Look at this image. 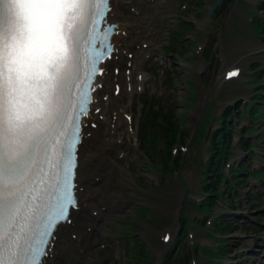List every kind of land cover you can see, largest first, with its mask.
Returning <instances> with one entry per match:
<instances>
[{
    "label": "rangeland",
    "instance_id": "374dc122",
    "mask_svg": "<svg viewBox=\"0 0 264 264\" xmlns=\"http://www.w3.org/2000/svg\"><path fill=\"white\" fill-rule=\"evenodd\" d=\"M214 1L151 0L155 17L145 22V28L153 35L143 38L130 53L135 54V63L124 71L129 83L123 91L122 110L117 104L109 109V122L98 126L93 147L105 149L109 140L116 143L110 152L116 164L109 174L111 184L103 183L109 193L108 203L115 208L110 207V215L98 221V236L103 240L92 249L91 258L79 254L78 260L68 264H144L138 261L143 249L150 264H159L172 248L163 239L165 232L172 231L173 239L181 233V212L189 223L181 234L185 248L180 257L191 256L192 264H262L259 253L263 257L264 176L248 174L264 167V138L257 142V135L264 132V117L249 135L257 145L248 150L242 147L240 130L250 122L238 121V112L243 115L245 103H253L257 87L264 86V31L255 24L264 22V0H237L231 10H227L230 0H223L214 16L209 17ZM145 52L151 58L142 66ZM231 66L241 67L242 75L219 84L224 70ZM260 93L264 94V88ZM144 102L148 103L145 107ZM231 105L235 110L228 115L233 123L228 134L232 154L220 164L225 178L217 187L222 192L211 193L218 202L212 210H204L198 205L206 196L201 189V172L211 157L210 136L221 120L225 121L221 115ZM148 109L158 121L162 114H173L177 119L180 135L182 132L187 141L185 146L176 145L179 150L175 156L181 162L187 160L182 167H165L160 151L164 139L153 141L148 137L142 148L143 115ZM201 123L208 131L203 140L194 142V135L202 130ZM242 162L246 168L240 174L246 176L233 178L231 168ZM183 167L199 172L193 198L184 206L183 186L176 175ZM122 173L127 174L125 180ZM228 181L234 187L232 192L227 189ZM230 194L232 198H228ZM232 203L234 209L228 206ZM219 214L227 217L218 220L220 230H216L217 223L212 226L211 222ZM191 244L195 245L193 249ZM222 245L224 255L216 250Z\"/></svg>",
    "mask_w": 264,
    "mask_h": 264
},
{
    "label": "snow or ice",
    "instance_id": "6c2138e0",
    "mask_svg": "<svg viewBox=\"0 0 264 264\" xmlns=\"http://www.w3.org/2000/svg\"><path fill=\"white\" fill-rule=\"evenodd\" d=\"M110 11L111 0H0V264H43L78 208L81 119L113 52Z\"/></svg>",
    "mask_w": 264,
    "mask_h": 264
},
{
    "label": "bare ground",
    "instance_id": "6f19581e",
    "mask_svg": "<svg viewBox=\"0 0 264 264\" xmlns=\"http://www.w3.org/2000/svg\"><path fill=\"white\" fill-rule=\"evenodd\" d=\"M113 2V11L110 14L112 21H117L122 24L123 28L128 27V32H134V38L129 39L124 37V42H121V39L116 38V45L120 53V50L130 48L133 43H139L143 37L147 36V33L152 32L150 29L145 28L147 21L154 18L151 8V0H112ZM131 2L132 5L130 4ZM132 6H135L133 13L129 11V8L133 10ZM129 7V8H128ZM121 29V28H120ZM129 29H131L129 31ZM149 41V40H148ZM145 42V40H144ZM147 42V40H146ZM122 43V44H121ZM120 45V47H119ZM120 48V49H119ZM123 54L121 55V60L117 61V64L122 66L127 65V61ZM126 60V63H125ZM146 59H142V66L145 64ZM109 68V61L106 62V69ZM228 70V69H227ZM226 72V71H225ZM124 75L117 74L111 75L113 81L116 83L124 81ZM226 78L223 77L222 80ZM99 80H101L99 78ZM102 81V80H101ZM221 84V82L219 83ZM114 85V89H115ZM102 89L98 90L99 95L96 102V107H101L102 110H108L107 102L103 99H99L101 96L100 92ZM104 94L110 93V96L114 99L113 90H111V85L108 82L104 84L103 88ZM115 95V94H114ZM120 96V94H118ZM109 117V112L106 113ZM92 121L98 123H103L102 119L98 114L93 111L85 119L87 127L85 129V138L84 141H89V143L94 142L92 138L87 140V133L92 132L91 124ZM86 144H82V150L85 151L84 159L82 160V166L79 164L78 168L80 170L79 177V200L80 204L77 210H75L73 217H71L70 224L60 225V230L56 232V238L54 239L55 244L50 251V255L46 258L43 264H68L73 260L79 259L78 251L84 252L85 256L91 258L92 249L96 248L100 242H102L103 237L98 236V223L97 220L105 219L110 214L111 208L114 207L113 204L108 203L109 193L103 189V183L109 184L110 171L114 167L115 161L110 158V151L103 150L102 154L95 151L94 148H88L86 150ZM101 150V149H100ZM104 160L106 164L102 165ZM109 166V169H108ZM122 179H126V173H122ZM111 207V208H110ZM115 208V207H114ZM97 213L95 214L94 212ZM88 227H91L89 231ZM68 255V257H67Z\"/></svg>",
    "mask_w": 264,
    "mask_h": 264
},
{
    "label": "trees",
    "instance_id": "16d2710c",
    "mask_svg": "<svg viewBox=\"0 0 264 264\" xmlns=\"http://www.w3.org/2000/svg\"><path fill=\"white\" fill-rule=\"evenodd\" d=\"M147 124H148V126L152 127V129L154 131H156L157 133H161V134H164L166 137H169L170 142H172L176 139L179 126L177 125V122L173 116H167L166 115L163 117L162 122L158 123L157 119L155 117H150L149 115H147ZM223 138H224L223 135L218 136L216 134L215 139H214L215 145L220 146ZM170 146H171V144L169 145V148L166 152L167 161H170L172 159L171 152H170ZM206 203L210 204V200H207ZM173 259H174V255H172L171 257H167L165 260V264H184V263L188 264V261L185 262L183 260L178 261L177 259L176 260H173ZM141 260H142V258L139 261H141Z\"/></svg>",
    "mask_w": 264,
    "mask_h": 264
},
{
    "label": "water",
    "instance_id": "95a60500",
    "mask_svg": "<svg viewBox=\"0 0 264 264\" xmlns=\"http://www.w3.org/2000/svg\"><path fill=\"white\" fill-rule=\"evenodd\" d=\"M234 1H235V0H232V4H231V5H233ZM220 2H221V1H217V2H216L215 6L211 9V13L215 10L216 6H217L218 4H220ZM181 173H183V171H182ZM184 177H185V176H184ZM182 181H183L184 188H185L184 198H186V197L188 196V194H189L190 189H191V187H190V186H191V183L188 182V180H187L186 177H185V179H183Z\"/></svg>",
    "mask_w": 264,
    "mask_h": 264
}]
</instances>
